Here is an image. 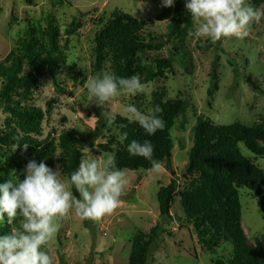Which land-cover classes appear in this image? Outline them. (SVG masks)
<instances>
[{
  "label": "rangeland",
  "instance_id": "obj_1",
  "mask_svg": "<svg viewBox=\"0 0 264 264\" xmlns=\"http://www.w3.org/2000/svg\"><path fill=\"white\" fill-rule=\"evenodd\" d=\"M182 3L185 7V0ZM249 3L264 11V0H249ZM168 8L162 5V0H0V61L11 52L17 40L24 37L28 26L45 30L50 14L59 26L60 48L64 50L66 60L56 77L58 90L52 79L44 74L27 102V105L46 112L47 103L55 100L51 113H45L42 139L54 132L52 138L56 144L57 137L68 130L85 137L94 130L96 115L103 108L101 119L105 129L102 136L93 149L83 153L84 156L90 153L99 156L102 153L97 145L105 144L111 135H119V126L114 120L116 117L128 118L127 105L133 104L147 114L157 108L155 95H161L165 103L180 101L186 105L171 130L170 164L163 163L159 174L125 170L128 183L119 206L99 220L83 219L74 210L60 218L59 231L49 244L54 264H128L135 234L139 230L148 232L163 222L156 199L158 190L173 179L178 190H182L191 179L186 175L185 165L196 117L201 116L220 126L240 123L254 127L264 122V18L253 22L243 39H222L218 48L208 38L190 34L195 27L192 19V27L183 43L189 59L174 52L171 44L158 52L140 55L146 64L172 59L173 73L146 84L143 93L135 96L122 93L100 107L93 104L86 82L93 76L98 21L107 19L114 11L122 12L144 22L140 36L148 40L167 35L170 18L158 21L157 17ZM73 19H78L80 27L68 35ZM246 79L255 84L258 91L252 90ZM17 100L19 98L15 97L14 101ZM8 118L1 107L2 128ZM239 147L243 156L264 171V158ZM9 151L22 161L31 159L25 151ZM238 199L241 226L248 243L254 246L258 241L264 246V214L257 207L256 197L249 190L240 188ZM170 214L173 220L163 225L164 234L156 239V248L148 264H213L212 260L216 258L228 260L231 252L228 243H220L216 255L212 256L198 243L193 227L187 224L180 208L178 195L173 199Z\"/></svg>",
  "mask_w": 264,
  "mask_h": 264
},
{
  "label": "trees",
  "instance_id": "obj_2",
  "mask_svg": "<svg viewBox=\"0 0 264 264\" xmlns=\"http://www.w3.org/2000/svg\"><path fill=\"white\" fill-rule=\"evenodd\" d=\"M170 18L168 33L164 37L140 35L144 22L137 21L119 11L107 19L98 21L99 29L94 36L93 75L108 72L121 77L137 75L146 85L173 73V60L161 59L151 64L141 61L140 55L158 52L171 44L174 52L190 58L183 45L188 30L192 27L190 13L182 0L174 7L164 9L158 21ZM78 19H73L68 35L78 29ZM219 47V41L212 43ZM66 55L60 48L59 26L52 14L47 16L45 30L28 26L23 38L18 39L11 52L0 61V109L9 115L3 128L0 126V183L6 182L20 171L28 161H22L9 150L25 151L31 159L44 161L49 167L62 169L66 179L76 170L86 149H93L105 129L101 112L97 123L88 135L78 136L72 130L62 132L55 144L54 132L42 137V122L49 114L55 100L47 103V111L27 105L33 90L47 74L56 85L60 67L65 64ZM246 84L254 91L258 88L249 79ZM18 97L19 100L14 101ZM161 95H155L159 113L165 120V128L149 136L138 123L128 118L116 117L119 135H111L105 144L97 145L101 153L114 155L118 167L128 171L148 172L151 164L140 156H130L127 145L133 139L143 142L150 140L154 145L153 156L167 165L173 150L171 130L177 117L186 105L180 101L162 102ZM124 132L127 140H121ZM28 145L27 149L23 146ZM243 146L256 157L264 158V122L254 127L240 123L220 126L198 116L192 129V146L187 153L186 175L191 178L186 187L178 190L176 180L161 187L156 195L159 214L163 222L157 223L148 232L139 230L132 239L128 264H148L152 260L156 239L164 234L163 225L173 220L170 211L176 195L187 224L191 225L198 243L208 255H216L220 243L231 246L227 261L220 258L213 264H264V246L258 241L251 246L241 226V206L238 189L245 188L256 197L258 209L264 214V171L243 156ZM75 195H79L72 189ZM19 218L11 224L0 226V234L11 233L19 228Z\"/></svg>",
  "mask_w": 264,
  "mask_h": 264
},
{
  "label": "clouds",
  "instance_id": "obj_3",
  "mask_svg": "<svg viewBox=\"0 0 264 264\" xmlns=\"http://www.w3.org/2000/svg\"><path fill=\"white\" fill-rule=\"evenodd\" d=\"M162 5L174 7L175 0H162ZM185 7L195 23L190 34L208 38L212 43L230 37L243 39L252 23L264 18V11L253 7L249 0H185ZM86 88L93 104L100 107L122 93L132 96L143 93L145 85L137 75L121 77L97 72L87 79ZM125 111L129 121L138 123L149 136L165 128L159 107L145 114L129 104ZM127 138L128 133L124 132L121 140ZM23 147L27 149L28 145ZM127 152L148 160L153 174L162 171L163 164L154 158L150 140L133 139L127 145ZM20 176L23 179L14 172V177L0 183V226L17 218L20 221L18 229L0 234V264H54L49 244L59 231V219L71 210L91 220L111 214L119 206L128 183L126 171L108 153L86 154L68 179L59 167L53 169L36 159L28 161Z\"/></svg>",
  "mask_w": 264,
  "mask_h": 264
}]
</instances>
